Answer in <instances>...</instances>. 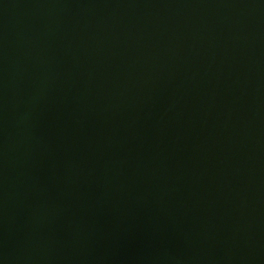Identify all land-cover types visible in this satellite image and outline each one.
<instances>
[{"label":"water","instance_id":"water-1","mask_svg":"<svg viewBox=\"0 0 264 264\" xmlns=\"http://www.w3.org/2000/svg\"><path fill=\"white\" fill-rule=\"evenodd\" d=\"M0 264H264V0H0Z\"/></svg>","mask_w":264,"mask_h":264}]
</instances>
